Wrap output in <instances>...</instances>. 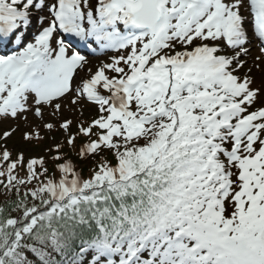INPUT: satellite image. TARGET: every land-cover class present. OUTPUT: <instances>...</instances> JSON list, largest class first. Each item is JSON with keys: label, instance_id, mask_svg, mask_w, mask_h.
Instances as JSON below:
<instances>
[{"label": "snow or ice", "instance_id": "obj_1", "mask_svg": "<svg viewBox=\"0 0 264 264\" xmlns=\"http://www.w3.org/2000/svg\"><path fill=\"white\" fill-rule=\"evenodd\" d=\"M0 129V264H264V0H0Z\"/></svg>", "mask_w": 264, "mask_h": 264}, {"label": "rangeland", "instance_id": "obj_2", "mask_svg": "<svg viewBox=\"0 0 264 264\" xmlns=\"http://www.w3.org/2000/svg\"><path fill=\"white\" fill-rule=\"evenodd\" d=\"M85 115L86 116H88V115H90V113H88V112H86L85 113ZM0 130H2V129H0ZM25 130V126L23 125V124H21L20 125V131H18L14 136H13V138H12V140H10L9 141V146L11 147V146H13V145H15L16 147H22L23 145H22V141H21V134H22V132ZM57 137H59V133H56L55 134ZM45 143H47V140L45 141ZM33 147H35L36 148V146H33ZM32 147V148H33ZM37 149H39V147H37ZM32 150V149H31ZM32 153H35V152H33V151H31ZM31 154V153H30ZM74 154V153H73Z\"/></svg>", "mask_w": 264, "mask_h": 264}, {"label": "trees", "instance_id": "obj_3", "mask_svg": "<svg viewBox=\"0 0 264 264\" xmlns=\"http://www.w3.org/2000/svg\"><path fill=\"white\" fill-rule=\"evenodd\" d=\"M31 151H33V152H38L39 149H37V147H36V148L33 147ZM72 156H73V159H76L75 154H72Z\"/></svg>", "mask_w": 264, "mask_h": 264}]
</instances>
